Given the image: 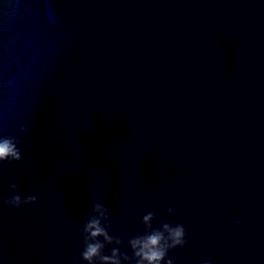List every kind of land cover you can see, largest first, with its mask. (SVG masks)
Segmentation results:
<instances>
[{
    "label": "water",
    "instance_id": "1",
    "mask_svg": "<svg viewBox=\"0 0 264 264\" xmlns=\"http://www.w3.org/2000/svg\"><path fill=\"white\" fill-rule=\"evenodd\" d=\"M0 138V264H87L96 203L105 254L264 264V0H0Z\"/></svg>",
    "mask_w": 264,
    "mask_h": 264
},
{
    "label": "clouds",
    "instance_id": "2",
    "mask_svg": "<svg viewBox=\"0 0 264 264\" xmlns=\"http://www.w3.org/2000/svg\"><path fill=\"white\" fill-rule=\"evenodd\" d=\"M19 159L20 154L15 147V144L10 138H0V160ZM11 187H15L12 185ZM35 195H28L23 200L18 194H14L11 199H6L5 204L13 207H20L21 204L34 203ZM95 216L91 217L83 226L84 245L80 252L81 259L87 261V264H174L172 258L167 256L170 248L183 246L185 244V228L183 224L177 223L170 225L169 223L162 224L160 229H152L144 234L136 235L128 240V244L132 250L131 256L120 251L118 247L111 249L110 254L103 253V248L106 243L113 241L119 245L120 239L109 235L104 224L101 223V218L107 220V209L104 205L96 203L93 206ZM167 211L173 212V207L169 206ZM152 213L142 217V222L146 228L151 227ZM235 223L239 225L240 221ZM166 233V235H165ZM102 237L103 239H99ZM201 264H211V261L203 260Z\"/></svg>",
    "mask_w": 264,
    "mask_h": 264
}]
</instances>
